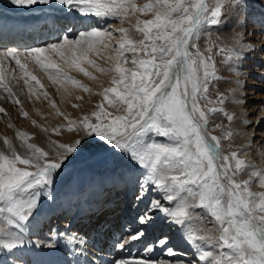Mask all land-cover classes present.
I'll list each match as a JSON object with an SVG mask.
<instances>
[{
  "label": "snow or ice",
  "instance_id": "6c2138e0",
  "mask_svg": "<svg viewBox=\"0 0 264 264\" xmlns=\"http://www.w3.org/2000/svg\"><path fill=\"white\" fill-rule=\"evenodd\" d=\"M6 2L44 6L66 23L56 42L0 45V101L38 130H17L18 146L0 137V264H264V171L251 163L264 158V0ZM69 18L93 23L73 31ZM29 63L62 96L72 95L67 85L92 93L65 71L96 81L84 64L110 86L95 93V111L73 118ZM19 80L62 122L32 119L14 91ZM40 134L47 147L30 142ZM77 161L103 163L101 184L62 185ZM106 191L123 192L136 214L131 227L97 218L93 236L74 221L95 215L103 205L90 199Z\"/></svg>",
  "mask_w": 264,
  "mask_h": 264
},
{
  "label": "bare ground",
  "instance_id": "6f19581e",
  "mask_svg": "<svg viewBox=\"0 0 264 264\" xmlns=\"http://www.w3.org/2000/svg\"><path fill=\"white\" fill-rule=\"evenodd\" d=\"M2 1H6V0H0V31H4L5 27L11 26L8 23V22H10L9 20H11L13 23L14 22L15 23H19V24L24 23V22L26 23V20L21 19V17H19L22 13L19 16H17L16 14L13 15V13H14V12H12L13 9H10V11H8L7 7H6L7 3H1ZM11 8H13V7H11ZM22 11H24V10H22ZM39 13L37 15L36 14L32 15V17L31 16L29 17V15H28L29 18L26 17L27 19L34 20L32 22H29V24H28L29 28H30L28 36L32 40L31 43L30 42H28V43H21V42H17V43L5 42V43H3V42H0V45L7 44L8 46H16V47H18L20 49H23L25 47L43 46L44 44L52 43L53 41L55 42L56 39H54V38L56 37V35H55L56 32L52 33V35L55 36V37H52L53 39H50L51 37L46 36V33H45V35H43V39L39 38V34H40L39 31L42 28H44V26H41L42 22L39 23L38 17H40V15H42V14L39 15ZM23 15H24V13H23ZM42 16H44L43 19L46 20L45 24H47L46 26H48V27H51L53 24L59 23L60 26L56 25L57 32H59V31L61 32V27L66 23V21H64V20L55 21L53 19L52 15L47 16V15L44 14ZM73 19H75V18H69V20L71 22V27L73 28V31L82 30V29H84V28H86V27H88L90 25L87 22L86 19H84L82 21H77V23H75V22L72 23ZM36 23H38V24H36ZM15 25H18V24H15ZM46 26H45V30L47 28ZM118 26H119V24L115 25L113 27L115 28V27H118ZM124 27H128V26H124ZM49 30H50V28H49ZM53 30H55L54 25H53ZM3 34H7V32H5ZM30 34H34L37 38L33 37V35H30ZM49 34H51V32H49ZM7 35H9V34H7ZM253 75H254L256 80L260 79V76H259L258 73L254 72ZM249 83H251V81H249ZM89 85L91 86L93 84L89 83ZM219 87H220L221 91H223L225 88L228 87V85L220 84ZM93 91H94V89H93ZM23 93L28 97V89H27V87H25L24 83L22 82L20 84V86H19V94L22 95ZM51 98L53 100H55L57 106L61 109V111L65 112L66 114H72L75 111H77V110H75V108L72 107V104H78V102L75 99V96L74 97L67 96V95H63L62 96L60 94H57L56 96L51 97ZM90 98H91V96H90ZM83 101H85V100H83ZM2 102L3 101H0V107H4L6 109V107L3 106V105H6L8 103L4 102V104H2ZM31 102L32 103L29 104V105H24L23 108H24L25 111H27L29 113V116L32 119H35L38 123H41V124H45L46 123V124H48L50 126H56L57 124L62 122L61 118L55 117L52 114L54 110L50 107V105L48 104V102L46 100H43V101L40 100L38 102L33 97ZM85 106H86V104H85ZM35 109H40L42 111V113L47 117V119L46 120L41 119V116L36 114ZM229 110H232V109L230 108ZM6 112L8 113L7 109H6ZM14 113H15L16 116L12 117L9 113L6 116L7 119H9L10 123L12 124V127L1 126V128H0V137H5L6 136V137L12 139L18 146V142L15 141V134H16L17 130L25 131V132H28L30 134H35V133H37L38 130L32 125V123H31V121L29 119L21 117V115L17 114V112H14ZM15 117H16L17 120L19 119V121H16ZM55 138L56 137L53 136V139H55ZM71 138L72 137L69 134L64 135V137H63L64 140H69ZM30 142L36 143L38 146H41V147H47L46 138L44 137L43 134L33 135V138H32V140ZM2 147H3V140L0 139V148H2ZM257 157H258V160L257 159H255V160L258 161V166H264V159L259 157V156H257ZM253 165H255V167H256V164H253ZM259 168H261V167H259ZM82 169L83 168H81V167L74 166L70 170L68 175L65 174L66 175L65 181L63 180V177H62L61 184L65 185V186H70V185H74V184H80V185L84 186V177L87 176L88 183H94L96 185H99V184H101V182L104 179V176L106 175V167H105V165H103V166H99V165L93 166V165L90 164V165H88L86 167V173L85 174L83 173ZM245 176L246 175H244V178H245ZM253 188H255V187H253ZM113 192L115 194L114 198L106 195V198H104V200L105 201H109V200L112 201V200H115L117 198V196H119V198H120V196H125L123 194V192H121V191H113ZM100 198L101 197L93 195L91 197V199H90L91 200L90 203L93 201V203H98L99 204L100 203ZM119 202H121V199H119ZM124 205H125V207H124ZM124 205H123V208L121 209V211L119 210V212L117 213L116 218H114L113 221L117 220V223H119V218H120L121 221H123V223H124V225L126 227H131V223H130L131 217L135 216L136 213H135V211L132 208L126 206V202L124 203ZM141 207H143V206H141ZM106 219H107V221L111 220L110 218H106ZM74 224L77 227H81L84 232L88 231L87 229H84L85 225L81 222V220H77L76 219L74 221ZM120 224H121V222H120ZM89 233L91 234V232H89ZM135 252H136V248L134 247L132 249V253H135Z\"/></svg>",
  "mask_w": 264,
  "mask_h": 264
},
{
  "label": "rangeland",
  "instance_id": "374dc122",
  "mask_svg": "<svg viewBox=\"0 0 264 264\" xmlns=\"http://www.w3.org/2000/svg\"><path fill=\"white\" fill-rule=\"evenodd\" d=\"M136 2L137 3H143V2H145V0H136ZM1 3H7L6 1H2ZM6 7H7V10L8 11H10V9H13L12 10V12H14L13 13V15H17V16H19L21 13V15L19 16V17H21V19H24V20H26V23H28L29 24V22H32V21H34V20H30V19H27V18H29L30 16L32 17V15H37L39 12V15L40 14H42V15H47V16H49V15H52L53 17H55V16H62L63 14L62 13H51L50 12V10L49 9H47V8H45L44 6H39V7H33L32 9H31V11L30 10H28V9H25V8H16V7H14V6H12V5H10V4H6ZM11 7H13V8H11ZM5 8V7H4ZM44 8V9H43ZM24 10V11H22V10ZM37 9V10H36ZM34 10V11H33ZM42 12H41V11ZM22 11V12H21ZM28 11V12H27ZM8 13V12H7ZM23 13H24V15H23ZM26 15V16H25ZM28 15H29V17H28ZM42 15H40V17H38V20H39V23H41L42 21H44V19H43V17L44 16H42ZM27 17V18H26ZM35 17V16H34ZM141 18H144V17H141ZM82 20H84V19H79V18H75V19H73V22L72 23H77V21H82ZM87 20V22L89 23V24H92L93 23V21L91 20V19H86ZM10 22H8L10 25H15V24H18L19 25V23H13L11 20H9ZM36 24H38V23H36ZM47 24H45V26H46ZM54 25V27L56 26V25H59V23H57V24H53ZM73 25V24H72ZM115 25H118V23L117 24H113L112 25V27L113 26H115ZM60 26V25H59ZM123 26H129L127 23H125ZM57 34V33H56ZM30 35H33V37H34V34H30ZM58 35H63V33L62 32H60V34H59V32H58V34H57V36ZM57 36H56V39H57ZM38 40V39H37ZM54 42V41H53ZM56 42V41H55ZM44 45H46V44H44ZM43 45V46H44ZM129 56H130V54H129ZM94 59H96L95 57H93ZM59 62V61H58ZM97 62L98 63H100L102 66H105V67H107L108 65L103 61V60H101V59H97ZM84 67H86L87 69H88V71H90V72H92L94 75H96L97 77H98V79L96 80V81H91V80H89L87 77H85L82 73H79V72H77L76 70H74V69H65V71L66 72H68V75H70V76H72L73 78H75V79H78V80H80L82 83H84V84H86V85H88L89 87H91L92 88V93L90 94V93H85V92H83L82 90H80V89H78V88H73L71 85H67V87L69 88V90L72 92V97H74V96H76V95H80V96H83V100H85V101H77L78 102V104H80L81 105V107L80 108H75V110H77V111H75L74 113H72L71 114V116L73 117V118H78V117H80V116H82L84 113H90V112H92V111H95L96 110V104L97 103H99L101 100H102V97L101 96H99V95H95V93H98L103 87H108V86H110V76L109 75H104V74H100V73H98V72H95V70L93 69V68H91V67H89L87 64H84L83 65ZM28 67H29V70L30 71H32L33 72V74L41 81V84H43L44 85V89H42V90H46L48 93H49V95L51 96V97H54V96H56L57 95V92H56V86H54V85H52V83H51V81H49L48 80V78H47V76L38 68V67H36L33 63H29V65H28ZM14 75L15 76H17V77H19V75H20V73H14ZM259 80V79H258ZM21 80H19L18 82L17 81H13L12 82V84H13V88H14V91L16 92V94H17V97L21 100V102H22V106H24V105H29V104H31L32 102L28 99V97L23 93L22 95H20L19 94V86H20V84L23 82V81H21ZM89 83H91V84H93V85H89ZM100 83V84H99ZM104 83V84H103ZM30 84L31 85H35V81H30ZM96 85V86H95ZM98 85V86H97ZM100 85V86H99ZM257 87V92H259V90H260V85H257L256 86ZM37 88L39 89V86H37ZM101 88V89H100ZM93 89H94V91H93ZM97 89V90H96ZM90 96H91V98H90ZM91 100H90V99ZM214 98V97H213ZM40 100H44V98L43 97H41V99ZM39 100V101H40ZM37 101V100H36ZM38 101V102H39ZM86 102V103H85ZM2 104H4V101L2 102ZM85 104H86V106H85ZM3 106H5L6 107V109L8 110V113L13 117V116H16L15 115V113L14 112H17V114H19L20 115V113H19V111H18V107L19 106H14V105H12L11 103H8V104H6V105H3ZM16 110V111H15ZM81 110V111H80ZM15 120L16 121H19V119L17 120L16 119V117H15ZM10 123V121H9V119H7V117L4 115V114H0V128H1V126H4V127H6V126H8V124ZM19 125V124H18ZM214 134H217V135H219V132L217 131L216 133H214ZM65 135H67V133H65ZM162 139V138H161ZM240 141H237V143H239ZM255 159H257L258 160V157H254V158H252L251 159V163L252 164H256V167H255V169L256 170H261V171H264V166H258V161L257 160H255ZM264 159V158H263ZM93 165V166H96V165H99V166H103L104 164L103 163H101V162H82V161H77L76 163H74L73 164V166H71L66 172H65V174L66 175H68L69 174V172H70V170L74 167V166H78V167H81V168H83L82 170H83V173L85 174L86 173V167L88 166V165ZM255 166V165H254ZM258 167V168H257ZM259 167H261V168H259ZM63 175V180L65 181V177H66V175ZM244 175H246L245 176V178H244ZM243 175V179H248L249 177H248V174L246 173V174H244ZM89 183H88V179H87V176H85L84 177V186L86 187L87 185H88ZM94 184V183H93ZM253 187H255V188H253ZM250 188H251V190L252 191H260L261 189L259 188V182H258V180H255L251 185H250ZM122 198H125V196H120V199H121V201H122ZM126 199V198H125ZM91 201V200H90ZM93 202V201H92ZM126 202V206H127V200L125 201ZM124 207H125V205H124ZM127 207H129V206H127ZM122 214V213H121ZM116 218V217H115ZM152 238V237H151ZM136 255V252L135 253H132V255L133 256H135Z\"/></svg>",
  "mask_w": 264,
  "mask_h": 264
}]
</instances>
